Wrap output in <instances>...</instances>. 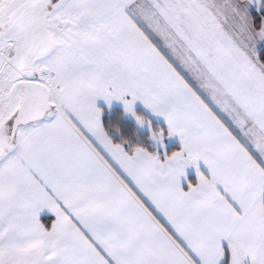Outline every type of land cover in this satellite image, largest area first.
<instances>
[{
    "label": "snow or ice",
    "instance_id": "1",
    "mask_svg": "<svg viewBox=\"0 0 264 264\" xmlns=\"http://www.w3.org/2000/svg\"><path fill=\"white\" fill-rule=\"evenodd\" d=\"M0 264H264V0H0Z\"/></svg>",
    "mask_w": 264,
    "mask_h": 264
}]
</instances>
